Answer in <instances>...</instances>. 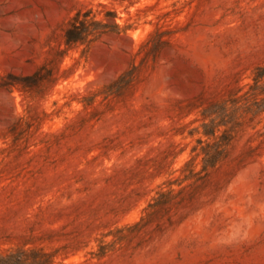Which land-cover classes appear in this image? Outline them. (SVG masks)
<instances>
[{
  "label": "rangeland",
  "instance_id": "1",
  "mask_svg": "<svg viewBox=\"0 0 264 264\" xmlns=\"http://www.w3.org/2000/svg\"><path fill=\"white\" fill-rule=\"evenodd\" d=\"M99 4L131 28L67 45ZM259 65L264 0H0V253L264 264V112L203 133Z\"/></svg>",
  "mask_w": 264,
  "mask_h": 264
},
{
  "label": "trees",
  "instance_id": "2",
  "mask_svg": "<svg viewBox=\"0 0 264 264\" xmlns=\"http://www.w3.org/2000/svg\"><path fill=\"white\" fill-rule=\"evenodd\" d=\"M98 9L89 8L87 10H77L67 23L64 32L65 43L67 45L86 44L90 45L106 33H126L130 24H120L117 22V12L108 8L105 4H99ZM102 14V18L97 15ZM37 74L24 77L32 79ZM253 82L242 94H238L241 88L233 93L230 104L234 107L232 113H227L226 104L222 106V115L216 114L210 123L204 124L203 133L206 136H213L217 127L221 125L233 124L234 113L242 110V115L255 117L264 112V65H259L253 72ZM227 103V102H225ZM235 124V123H234ZM235 126V125H234ZM232 128L223 130L219 140L208 143L201 147L203 154V169L213 167L224 153L226 144L230 140ZM0 264H55L53 254L45 252L43 249H23L19 248L8 253H0Z\"/></svg>",
  "mask_w": 264,
  "mask_h": 264
}]
</instances>
